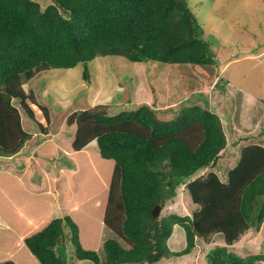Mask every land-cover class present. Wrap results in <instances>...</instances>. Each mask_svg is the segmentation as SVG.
Instances as JSON below:
<instances>
[{
	"label": "trees",
	"instance_id": "obj_1",
	"mask_svg": "<svg viewBox=\"0 0 264 264\" xmlns=\"http://www.w3.org/2000/svg\"><path fill=\"white\" fill-rule=\"evenodd\" d=\"M41 3L0 0V155L17 152L29 135L13 100L34 118L27 102L32 98L22 85L40 70L81 62L82 78L88 80V62L104 55L136 63H214V49L187 0ZM104 106L73 111L66 122L75 124L73 150L94 140L100 156L113 160L102 222L121 240L105 239L101 260L96 250L82 246L71 216L53 217L24 238L41 264H67L64 226L76 257L94 264H155L164 256L187 254L195 239L213 234H221L224 245L208 250L206 264H254L264 259V254L241 256L227 249L264 219V146L249 140H260L262 130L236 134L232 130L238 129L223 116L198 104L181 108L171 119L160 118L153 102L140 101L115 114L102 111ZM232 140L237 141L238 159L225 179L214 170L200 174L215 166L222 151L232 149ZM180 184L194 205L191 213L161 216ZM156 204L160 209L154 217ZM175 224L183 228L186 241L178 251L167 248L166 242ZM0 264L16 263L6 259Z\"/></svg>",
	"mask_w": 264,
	"mask_h": 264
},
{
	"label": "rangeland",
	"instance_id": "obj_2",
	"mask_svg": "<svg viewBox=\"0 0 264 264\" xmlns=\"http://www.w3.org/2000/svg\"><path fill=\"white\" fill-rule=\"evenodd\" d=\"M39 1L43 6L48 0ZM187 1L214 49V63H136L123 56L104 55L88 62V80L82 78L80 62L70 68L40 70L23 83L32 98L27 102L34 118L13 100L21 126L29 135L15 154L0 155V261L41 264L25 246V237L21 240L19 235H29L51 218L65 214L77 223L82 246L96 250L101 260L103 241L121 240L102 222L113 160L100 156L94 140L83 149L71 148L75 124L66 118L73 111L105 104L102 111L115 114L146 101L154 103L160 118L171 119L181 108L198 104L223 116L232 129H238L232 130L236 134L261 130L264 134V0ZM251 139L264 146V136ZM228 144H233L232 149L222 151L215 166L202 169L200 174L214 170L225 179L238 159L237 141ZM10 165L21 170L16 172ZM184 186L175 187L176 194L165 202L161 216L191 213L194 205ZM63 232L67 264H94L76 257L66 226ZM166 242L170 250H181L186 244L183 228L173 225ZM222 245L221 234L206 240L197 238L187 254L164 256L155 264H206L208 250ZM227 249L241 256L264 254V219ZM254 264H264V259Z\"/></svg>",
	"mask_w": 264,
	"mask_h": 264
},
{
	"label": "crops",
	"instance_id": "obj_3",
	"mask_svg": "<svg viewBox=\"0 0 264 264\" xmlns=\"http://www.w3.org/2000/svg\"><path fill=\"white\" fill-rule=\"evenodd\" d=\"M221 114H222V113H221ZM25 131H26V130H25ZM26 132H27V131H26ZM14 154H15V153H14ZM12 155H13V154H12ZM12 155H10V156H12ZM1 156H4V155H1ZM6 157H7V156H6ZM0 161H1V160H0ZM11 168H13V170L16 171V172H19V171L21 170V169H18V170H17V169H15V166L10 165V169H11ZM0 170H1V169H0ZM2 171H4V170H2ZM14 175H15V174H14ZM18 177H19V176H18ZM106 195H107V193H106ZM105 203H106V199H105ZM104 206H105V204H104ZM103 211H104V209H103ZM20 212H21V211H19V214H20ZM21 214H22V212H21ZM102 215H103V214H102ZM30 221H31V219L29 218V219H28V222H30ZM11 232H12V230H11ZM14 233H15V232H14ZM17 233H18V232H17ZM25 234H26V233H23V234H20V235H19L21 240H23V238H24L25 236H27V235H25Z\"/></svg>",
	"mask_w": 264,
	"mask_h": 264
},
{
	"label": "water",
	"instance_id": "obj_4",
	"mask_svg": "<svg viewBox=\"0 0 264 264\" xmlns=\"http://www.w3.org/2000/svg\"><path fill=\"white\" fill-rule=\"evenodd\" d=\"M159 209H160V206H159L158 204H156V205L152 208L151 212H152V215H153L154 217H157L158 212H159Z\"/></svg>",
	"mask_w": 264,
	"mask_h": 264
}]
</instances>
